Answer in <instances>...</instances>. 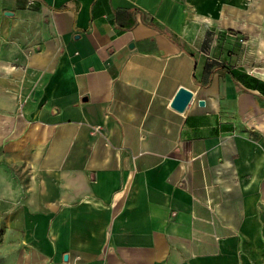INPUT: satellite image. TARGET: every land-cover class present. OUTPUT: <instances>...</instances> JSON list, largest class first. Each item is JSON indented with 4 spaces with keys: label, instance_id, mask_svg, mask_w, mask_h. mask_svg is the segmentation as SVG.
I'll return each mask as SVG.
<instances>
[{
    "label": "crops",
    "instance_id": "1",
    "mask_svg": "<svg viewBox=\"0 0 264 264\" xmlns=\"http://www.w3.org/2000/svg\"><path fill=\"white\" fill-rule=\"evenodd\" d=\"M240 4L0 0V264H264Z\"/></svg>",
    "mask_w": 264,
    "mask_h": 264
},
{
    "label": "rangeland",
    "instance_id": "2",
    "mask_svg": "<svg viewBox=\"0 0 264 264\" xmlns=\"http://www.w3.org/2000/svg\"><path fill=\"white\" fill-rule=\"evenodd\" d=\"M225 5L228 4L225 3ZM240 5L241 9L244 10V13L240 15V20L246 23L249 20V24L253 26V34L255 37L254 43L251 44L249 48L246 47V42L249 39L247 33L228 29L229 31H226L228 32V34L220 36L222 37V41L226 40V38L234 40L227 41V46H222V50L230 60L232 59L233 54L238 52L242 57L243 53H245L246 50L247 56L243 57L240 64L245 66L249 73L257 77L258 79L264 80V0H241ZM228 17H230L231 20V13L228 15ZM258 29H262V33ZM223 44H225V42ZM217 47L220 48L219 46ZM235 61L238 60L236 59ZM227 64L230 66L231 63ZM7 168L10 169L9 167ZM3 169L6 168L3 167ZM5 174H0V181L5 176ZM240 264H243V262H241Z\"/></svg>",
    "mask_w": 264,
    "mask_h": 264
},
{
    "label": "water",
    "instance_id": "3",
    "mask_svg": "<svg viewBox=\"0 0 264 264\" xmlns=\"http://www.w3.org/2000/svg\"><path fill=\"white\" fill-rule=\"evenodd\" d=\"M191 97L192 93L189 90L180 88L171 102V107L177 111H182L190 101ZM200 104H202V101H200Z\"/></svg>",
    "mask_w": 264,
    "mask_h": 264
},
{
    "label": "trees",
    "instance_id": "4",
    "mask_svg": "<svg viewBox=\"0 0 264 264\" xmlns=\"http://www.w3.org/2000/svg\"><path fill=\"white\" fill-rule=\"evenodd\" d=\"M1 238V237H0Z\"/></svg>",
    "mask_w": 264,
    "mask_h": 264
}]
</instances>
